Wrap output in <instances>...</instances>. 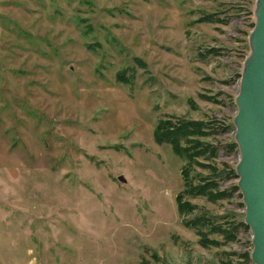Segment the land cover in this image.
Wrapping results in <instances>:
<instances>
[{
    "label": "rangeland",
    "instance_id": "374dc122",
    "mask_svg": "<svg viewBox=\"0 0 264 264\" xmlns=\"http://www.w3.org/2000/svg\"><path fill=\"white\" fill-rule=\"evenodd\" d=\"M256 2L0 0V264L243 263L250 229L203 247L182 223L186 162L153 134L175 115L224 120L234 130L204 139H235ZM189 200L187 218L244 219L237 196Z\"/></svg>",
    "mask_w": 264,
    "mask_h": 264
},
{
    "label": "trees",
    "instance_id": "16d2710c",
    "mask_svg": "<svg viewBox=\"0 0 264 264\" xmlns=\"http://www.w3.org/2000/svg\"><path fill=\"white\" fill-rule=\"evenodd\" d=\"M212 15L202 17L206 22H222L221 19H214ZM216 49H211L215 52ZM142 67L145 62L136 59ZM123 72H118L117 80L127 83L128 79L123 76ZM208 100H216L212 97H206ZM216 118L209 120L190 119L183 116L166 115L160 117L154 128V140L157 144H169L172 151L185 160V165L181 169L183 180V189L176 196V205L182 223L189 228L194 229L199 236V242L203 247L210 245L219 246L222 242H234L240 230L248 231L249 226L243 219L238 218L234 212H228L226 215L211 217L205 213L192 215L197 206L190 202L189 198L202 196L211 202L223 199H231L234 196L242 199V194L237 186L238 175L235 166L225 161L212 163L220 156V150L226 155H231L238 151V145L234 139L228 140L223 144H212L204 138L220 132L234 130L231 123L222 120L217 122ZM204 160V161H200ZM206 170L204 174L196 171L195 167ZM221 182H229L225 187ZM244 206L243 202H239ZM225 219V221H223ZM218 234L223 238L220 241L211 238L209 235ZM240 264H254L250 258V251L245 250L240 253Z\"/></svg>",
    "mask_w": 264,
    "mask_h": 264
},
{
    "label": "water",
    "instance_id": "95a60500",
    "mask_svg": "<svg viewBox=\"0 0 264 264\" xmlns=\"http://www.w3.org/2000/svg\"><path fill=\"white\" fill-rule=\"evenodd\" d=\"M255 15L251 52L235 99L234 140L239 150L235 171L245 207L243 221L251 232L250 258L254 264H264V0H257Z\"/></svg>",
    "mask_w": 264,
    "mask_h": 264
}]
</instances>
